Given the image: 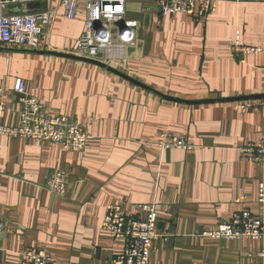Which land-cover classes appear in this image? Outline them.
I'll return each instance as SVG.
<instances>
[{"label":"crops","instance_id":"0c3cea01","mask_svg":"<svg viewBox=\"0 0 264 264\" xmlns=\"http://www.w3.org/2000/svg\"><path fill=\"white\" fill-rule=\"evenodd\" d=\"M62 1H30L9 12L59 8L43 50L71 53L86 11L82 3L77 18H65ZM125 18L138 21L136 42L125 45L124 59L112 66L134 79L185 100L264 93V56L228 47L233 40L264 46V0H220L205 19L165 18L155 0H126ZM17 78L44 108L84 124L91 137L81 156L53 142L0 134V217L7 224L0 264H18L27 246L47 248L58 264H117L124 243L103 227L114 203L128 212L140 203L157 205L162 235L151 264H264V238L207 234L237 211L264 219L262 167L239 150L264 142V106L235 107L262 98L181 103L95 64L0 50L1 120L8 126L20 122ZM164 131L187 135L194 147L159 148ZM57 168L68 174L63 197L46 188Z\"/></svg>","mask_w":264,"mask_h":264},{"label":"built area","instance_id":"2783aa9c","mask_svg":"<svg viewBox=\"0 0 264 264\" xmlns=\"http://www.w3.org/2000/svg\"><path fill=\"white\" fill-rule=\"evenodd\" d=\"M30 1L48 0H0V46L8 48L47 49L54 19L59 8H49L36 12H9L11 7H22ZM220 0H155L161 15L174 18L185 13L205 19L215 12ZM86 11L85 30L78 38L73 52L78 56L97 59L98 54L105 63L113 65L124 59L122 48L136 42L138 21L125 18L126 0H63L62 13L65 18L75 19L80 14L81 4ZM229 49L241 54H262L264 46H245L239 40L229 42ZM124 63V62H123ZM14 94L21 106L20 122L17 126L2 123L5 102L0 92V134L20 136L40 142L59 144L64 151H74L84 155L90 133L86 126L66 115L52 114L44 108L28 90L27 82L17 78ZM264 106L261 100H248L236 103L241 110L256 109ZM161 149H180L189 151L194 147L185 134L164 131L156 142ZM240 152L259 165L264 173V142H249L239 147ZM67 171L57 168L48 180L46 188L57 196L66 194ZM258 200L264 203V180L259 182ZM136 211L128 212L125 204L114 203L108 207L103 220L104 229L111 232L124 243L123 252L116 257L117 264H151L155 242L162 234L157 232V205L140 203ZM7 229L6 222L0 217V245ZM215 238L239 239L264 238V219L250 210L234 212L231 219L221 222L218 227L207 233ZM264 256V248L259 252ZM18 264H58V260L43 246H27L19 253ZM249 264V263H248ZM261 264V263H254Z\"/></svg>","mask_w":264,"mask_h":264},{"label":"water","instance_id":"95a60500","mask_svg":"<svg viewBox=\"0 0 264 264\" xmlns=\"http://www.w3.org/2000/svg\"><path fill=\"white\" fill-rule=\"evenodd\" d=\"M0 50H5V51H22V52H29V53H37V54H46V55H53V56H58V57H63V58H70V59H75L78 61L90 63V64H95L97 66H100L101 68H104L105 70L112 72L140 87L145 88L146 90L162 97L168 100L176 101V102H181V103H193V104H199V103H208V102H228V101H241V100H247V99H258V98H264V93L262 94H256V95H245V96H235V97H225V98H207V99H197V100H185L182 98L174 97V96H169L167 94H164L163 92L156 90L155 88H152L143 82H140L139 80L134 79L132 76L124 73L123 71L119 70L118 68L105 63L103 60L100 58L102 57V53L98 54L97 59H91V58H86V57H81L78 56L74 53H68V52H60V51H49V50H43V49H21V48H8V47H1Z\"/></svg>","mask_w":264,"mask_h":264}]
</instances>
